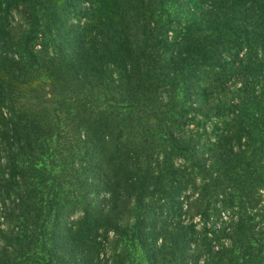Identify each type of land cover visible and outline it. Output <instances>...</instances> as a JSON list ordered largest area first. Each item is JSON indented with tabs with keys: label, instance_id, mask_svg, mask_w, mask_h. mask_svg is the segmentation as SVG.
<instances>
[{
	"label": "trees",
	"instance_id": "trees-1",
	"mask_svg": "<svg viewBox=\"0 0 264 264\" xmlns=\"http://www.w3.org/2000/svg\"><path fill=\"white\" fill-rule=\"evenodd\" d=\"M121 2L113 20L92 0L69 63L60 0H0V264H264V0H203L200 19L190 0ZM219 77L239 143L206 154L186 132L207 134L194 94ZM189 186L197 213L228 210L226 241L175 219Z\"/></svg>",
	"mask_w": 264,
	"mask_h": 264
},
{
	"label": "rangeland",
	"instance_id": "rangeland-1",
	"mask_svg": "<svg viewBox=\"0 0 264 264\" xmlns=\"http://www.w3.org/2000/svg\"><path fill=\"white\" fill-rule=\"evenodd\" d=\"M61 4L59 7L57 27H60L61 24L65 25L69 30L64 31L63 36L58 39L57 45V59H60L62 54L65 55L64 62L72 63L74 61L71 56H77L81 49V37L88 34V26L85 25L87 21V15L90 13L91 9L90 4L92 0H60ZM94 2H98V4L102 3V9L106 11L108 16L114 19L119 18V13L111 10L112 3L114 0H93ZM136 0H130V3H134ZM191 4L196 8L195 13H191L195 19H200L201 15L199 14L201 8L205 5L203 0H190ZM124 3V4H123ZM125 9L129 10L126 2H121ZM12 10L11 13L14 17L20 18L24 16V12L20 10V7L17 4L11 5ZM141 8V7H140ZM141 10V9H140ZM92 13V12H91ZM141 17L138 16V11H135L133 16H129L128 13L125 15L124 20L127 22L131 28L135 27L134 23L140 21ZM132 20H135L132 22ZM59 22V23H58ZM116 24L115 22H113ZM122 25L114 26L112 29L115 33L121 32ZM63 31V30H62ZM168 36V44L175 45L177 37H182L183 30L175 26V30L169 32ZM119 35V34H118ZM140 44L133 45L134 47H138ZM260 48V46H258ZM256 49L253 52V60H258L260 65L264 66V52H258L255 55ZM58 61V60H57ZM249 58H245V63L251 62ZM219 82L223 83L220 84ZM204 83H202L203 85ZM236 84H240V81ZM205 86L212 88L215 91L209 93L208 102L205 101V96L201 93V91H196L194 94V101L196 103V110L192 112V117L196 119L192 121L191 128H198L199 131L205 130L207 134L198 132H186L192 134L194 137H197L198 144L200 150L208 154L210 152L209 149L213 148L214 143H218L220 145L223 144H238L239 140H237L234 136V132H229L228 137L230 139H225L223 136L227 132L228 128L231 127L230 118L227 117V103L230 100L232 88L235 86V81L232 79L225 78H214L210 84H205ZM161 94V93H160ZM230 117V116H229ZM203 125L204 128L203 129ZM180 162V159L178 160ZM106 164V162H105ZM194 189L192 187H188L180 195V200L182 201V209H180V214L175 217V219L185 220L195 226L197 229L207 228L210 230L209 235L213 238V242H224L227 240L222 232L224 228H222L225 223L223 220L226 215H228V210L220 211L217 213L216 211H212L210 216L206 217L197 213V209L191 206L192 200L197 196V192H193ZM2 217L0 216V221ZM5 227V223H2ZM221 227V228H219Z\"/></svg>",
	"mask_w": 264,
	"mask_h": 264
}]
</instances>
